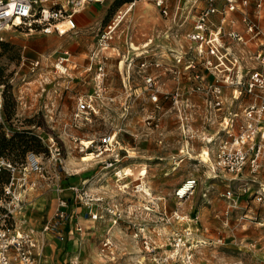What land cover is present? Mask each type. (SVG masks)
<instances>
[{
  "label": "rangeland",
  "instance_id": "obj_1",
  "mask_svg": "<svg viewBox=\"0 0 264 264\" xmlns=\"http://www.w3.org/2000/svg\"><path fill=\"white\" fill-rule=\"evenodd\" d=\"M127 1L107 0L95 6L93 16L76 20L65 34L56 29L4 33L0 135L11 143L0 163L9 157L17 169L0 176V224L19 230L20 219L38 213L45 224L54 210L51 195L64 186L61 182L68 175L94 197H103L87 204L74 194L73 207L80 218L99 214L91 221L93 236L86 230L71 234L76 249L88 242L93 245L88 258L74 257L76 264H264V164L259 172L246 169L239 178L213 171L218 127L209 122L204 96L192 91V77L183 74L184 67L175 59L176 51H194L187 36L196 15L193 0H168V15L155 0H137L132 8ZM127 9L118 25L119 11ZM116 19L113 39L104 49L101 34ZM66 49L74 63L61 74L55 62ZM36 59L41 65L33 69ZM144 59L162 63L151 71L161 90L158 102L150 99L145 87ZM100 61L105 75L99 82L93 76ZM98 84L106 93L95 99L96 112L76 119L79 97L92 93ZM18 133L29 136L24 138L29 149L25 153ZM111 133H117L120 142L119 161L113 165L103 162L110 161L108 154L92 158L82 150V141ZM214 135L215 141L208 142ZM52 145L61 150L58 160L52 158ZM204 150L210 161L204 159ZM30 154L38 156L42 172L32 170ZM190 177L197 178L198 185L192 195L179 199L175 191ZM11 183L12 193L7 194L4 187ZM229 189L231 199L225 197ZM183 234L188 243L176 249L175 238ZM106 237L113 241L114 254L104 247ZM144 238L150 240L149 248Z\"/></svg>",
  "mask_w": 264,
  "mask_h": 264
},
{
  "label": "built area",
  "instance_id": "obj_2",
  "mask_svg": "<svg viewBox=\"0 0 264 264\" xmlns=\"http://www.w3.org/2000/svg\"><path fill=\"white\" fill-rule=\"evenodd\" d=\"M105 1L107 0H0V44L5 41L4 33L10 30L59 31L58 24L68 20L74 24L68 30L70 31L77 24L78 13ZM155 1L162 13L168 15V0ZM136 2L137 0H128L125 5L132 7ZM252 6H255L254 10ZM192 7L196 9V15L193 29L187 36L194 51L190 54L179 52L175 59L184 67L183 74L189 73V78L192 77V91L204 96L210 114L209 122L218 127L216 141L215 137L208 138V142L215 141L216 144L212 169L214 172L225 171L235 178L243 175L246 169L257 173L264 164V0H193ZM119 13L123 11L120 10ZM117 19L110 22L101 34L100 45L104 49L109 47L113 39ZM72 57L69 49L61 51L56 57V70L61 74L69 72L74 63ZM31 65L36 69L41 65V60L36 59ZM160 67L162 63L154 59H144L141 62L145 87L153 102L159 101L161 90L158 77L151 71ZM91 69V66L87 68L89 71ZM177 74L180 80L182 69ZM104 75L105 69L100 61L93 78L100 82ZM105 93V87L98 84L92 93L81 95L75 118L78 119L83 113L96 112L95 99L101 98ZM179 95L180 92L176 91V97ZM181 123L185 126L184 120ZM82 143V150L92 158L108 154L110 161L106 159L103 162L110 166L119 161L116 147L120 142L117 133L104 135L97 141L89 140L87 144ZM51 153L52 158L60 159L59 147L52 145ZM28 159L32 170L42 172L41 161L36 154H30ZM3 166H7L12 172L17 169L5 160L0 163V170ZM35 184L32 183L33 186ZM197 185V178H187L176 189L175 194L179 199H185L194 193ZM11 187L12 183L4 187L7 194L12 193ZM137 187L142 190L141 184ZM73 190L76 198L85 200L87 204L89 201L103 199L102 196L94 197L88 189L81 186H75ZM225 197H233L230 189ZM258 199L262 200V195ZM66 206L67 201L60 199L57 211L45 230L56 229L59 224L57 219L67 218L63 210ZM18 207L19 205H15V208ZM98 216L97 213H90L91 219H97ZM77 229L80 231L82 228L79 225ZM187 235L175 238L176 249L187 245ZM60 238L64 239V236L61 235ZM144 243L147 248L151 246L148 238H144ZM39 246L32 233L19 231L16 225L0 224V264H36ZM113 246L112 239L106 237L104 247L110 254H114Z\"/></svg>",
  "mask_w": 264,
  "mask_h": 264
},
{
  "label": "crops",
  "instance_id": "obj_3",
  "mask_svg": "<svg viewBox=\"0 0 264 264\" xmlns=\"http://www.w3.org/2000/svg\"><path fill=\"white\" fill-rule=\"evenodd\" d=\"M97 5H91L87 9L83 10L80 13H83V15H80L76 20L77 22L80 20H86L88 16H93V13H96L97 9L95 8ZM253 10L255 9V6L251 7ZM264 11V9H263ZM217 17V16H216ZM195 19V16H194ZM192 20V27L193 22ZM178 52L176 51L174 53L175 57L177 56ZM218 132V130H217ZM216 132V134H217ZM215 134V135H216ZM212 136V137H215ZM163 167L160 165L159 169ZM165 168V167H163ZM158 169V170H159ZM164 170V169H162ZM146 171V170H145ZM144 171V173H145ZM60 179L62 177L58 176ZM64 180L61 182L64 184V186H60L58 188V193L53 192L51 196L54 197L55 202L53 203V207L51 206V209L54 208L52 215H49L48 220L43 223V216L41 217V214H35V216H29L26 217V219H20V223L18 224L23 230H29L31 231L38 240L40 246L36 251V264H76L74 257L76 258H88L90 254L93 252V245L88 242L85 244H81L79 249L76 245V240L74 237L71 236L74 232L77 234H83L86 230L87 236H93L94 232L90 231V228L94 226V224L91 222L93 219H82L78 216V209L77 207H73L74 201V190L73 187L80 186L81 182H73L69 181L68 175L64 176ZM165 193V192H164ZM66 196L67 201V208L64 207L63 210L67 214V218L65 219H57V222L59 223L56 229H49L45 230L46 225L48 222L52 220L54 217L57 207L59 204L60 199H64ZM51 203V204H52ZM33 214V213H32ZM51 214V213H50ZM31 215V213H30ZM81 226V232L77 229L78 226ZM85 227V228H84ZM105 226H103L104 228ZM102 228V229H103ZM63 235L64 239H61L60 236ZM68 235V237H67ZM67 238V240H66ZM106 239V238H105Z\"/></svg>",
  "mask_w": 264,
  "mask_h": 264
},
{
  "label": "trees",
  "instance_id": "obj_4",
  "mask_svg": "<svg viewBox=\"0 0 264 264\" xmlns=\"http://www.w3.org/2000/svg\"><path fill=\"white\" fill-rule=\"evenodd\" d=\"M28 135H24V133H18L17 134V137L20 138V147H23L22 148V153H25L27 152L29 149L27 148V141L24 139L25 137H27ZM29 137V136H28ZM31 140L35 141V143H38L40 142L38 140V138H36L35 136H31L30 137ZM11 141H8L6 139V137H2L0 135V157H4L5 156V150L8 149V146L10 145ZM5 160L6 162H9L11 163L12 165L16 166V162L13 160V159H10L9 157L3 159ZM5 172H9L11 173V169H9L8 167H1V170H0V176H2ZM4 182H9V180L7 181H4ZM3 182V185H5L6 183Z\"/></svg>",
  "mask_w": 264,
  "mask_h": 264
},
{
  "label": "bare ground",
  "instance_id": "obj_5",
  "mask_svg": "<svg viewBox=\"0 0 264 264\" xmlns=\"http://www.w3.org/2000/svg\"><path fill=\"white\" fill-rule=\"evenodd\" d=\"M135 5V4H134ZM133 5V6H134ZM132 6V7H133ZM132 7H130V8H132ZM129 9V8H128ZM128 9L126 10V11H124L123 13H122V15L119 17V19H118V25L119 24H121V22L124 20V18L126 17V15L128 14ZM74 26V24H73V22H70V21H64V22H61V23H59L58 24V28H59V33H63V34H65V33H67V31L70 29V28H72ZM89 142V141H88ZM85 143V142H84ZM85 144H87V143H85ZM208 152H210V151H208ZM203 157H204V159L205 160H211V157L209 156V153H207V151L206 150H204V153H203ZM87 156H89V155H87ZM118 175V174H117ZM19 231H22L21 229H19Z\"/></svg>",
  "mask_w": 264,
  "mask_h": 264
}]
</instances>
